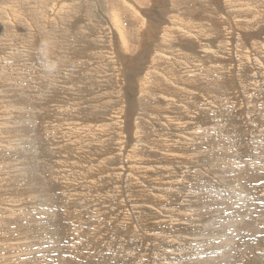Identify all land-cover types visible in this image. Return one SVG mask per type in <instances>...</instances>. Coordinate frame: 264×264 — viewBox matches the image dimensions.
<instances>
[{"label": "rangeland", "instance_id": "374dc122", "mask_svg": "<svg viewBox=\"0 0 264 264\" xmlns=\"http://www.w3.org/2000/svg\"><path fill=\"white\" fill-rule=\"evenodd\" d=\"M172 263L264 264V0H0V264Z\"/></svg>", "mask_w": 264, "mask_h": 264}, {"label": "bare ground", "instance_id": "6f19581e", "mask_svg": "<svg viewBox=\"0 0 264 264\" xmlns=\"http://www.w3.org/2000/svg\"><path fill=\"white\" fill-rule=\"evenodd\" d=\"M173 3V2H172ZM244 4V3H243ZM260 5V4H259ZM192 6V5H191ZM248 6V5H247ZM193 7V6H192ZM200 8V7H199ZM174 9V8H173ZM237 9V8H236ZM189 10V9H188ZM190 11V10H189ZM196 12V11H195ZM191 13V12H190ZM194 13V12H193ZM192 14V13H191ZM195 14V13H194ZM247 18V17H246ZM249 18V17H248ZM256 18V17H255ZM112 19H113V22L115 21V26H116V28H117V30H118V33H120V35H121V30H120V25H119V22H118V18L116 17V16H114L113 14H112ZM175 19H177V18H175ZM180 19V18H179ZM235 19V18H234ZM237 19V18H236ZM235 19V20H236ZM250 20H251V18H249ZM178 20V19H177ZM181 20V19H180ZM238 20H240V19H238ZM242 20V19H241ZM250 22V21H249ZM173 23H175L177 26H178V29H181V30H183L184 32H187L188 31V29H189V23L188 22H186V23H188V24H186L185 23V21L183 20V21H174ZM144 26V25H143ZM192 28H194V26L192 27ZM196 28V27H195ZM202 29V28H201ZM174 28H173V30H172V32L174 33ZM197 30V29H196ZM147 31V30H146ZM188 34H189V32H187ZM201 36V35H200ZM124 37H126L125 36V34H124ZM127 38V37H126ZM200 41V40H199ZM201 42V41H200ZM202 44V43H201ZM123 45L124 46H126L124 43H123ZM205 50V49H204ZM257 50V49H256ZM208 53H209V49H208V51H207ZM241 53V52H240ZM178 54V53H177ZM174 55H175V52H174ZM260 56V55H259ZM243 59H245V58H243ZM175 60H176V58H175ZM188 60V59H187ZM244 64V63H243ZM255 67V66H254ZM259 69V68H258ZM192 72V71H191ZM162 73V72H161ZM96 74V73H95ZM166 75H164V76H166L167 77V82L168 81H170V82H176V83H178L179 81V77H175V80H177V81H175L174 79H173V77H172V75H170L169 73H165ZM44 76V75H43ZM142 88H144V87H149V85H152V79H153V75L152 74H150V73H147L146 75H145V77L143 76L142 78ZM194 79H197V78H193V79H190V80H194ZM172 80V81H171ZM246 80V79H245ZM95 81H97V80H95ZM187 81V80H186ZM98 82V81H97ZM235 83V82H234ZM175 84V83H174ZM178 84H180V83H178ZM260 84V83H259ZM180 86H183V85H180ZM153 87L155 88V91L157 92V95L159 94V96H157V97H160L161 96V94H160V92L161 91H158L157 89H158V87L157 86H154L153 85ZM175 87H176V85H175ZM242 88V87H241ZM114 90V89H113ZM248 90V89H247ZM117 91V90H116ZM149 91V90H148ZM165 91V90H164ZM171 91V90H170ZM167 92L169 95H172V96H175L177 93H175V92ZM189 91V90H188ZM113 92V91H112ZM153 92V91H152ZM151 92V93H152ZM237 92V91H236ZM164 94H166V93H164ZM248 94V93H247ZM150 95V94H149ZM169 95H162L163 97H166V98H169V99H171L172 97L171 96H169ZM251 95V94H250ZM155 96V95H154ZM181 96V95H180ZM105 97H106V95H105ZM176 97V96H175ZM103 100V99H102ZM188 100V99H187ZM123 102V101H122ZM190 103V102H189ZM124 104H126V103H124ZM123 104V105H124ZM103 105H105V104H103ZM106 105H108V104H106ZM125 106V105H124ZM110 107V106H109ZM106 108V107H105ZM124 108V107H123ZM108 109V108H107ZM113 110V109H112ZM109 111V110H108ZM123 113H124V111H123V109H120L119 111H118V115L119 116H121V115H123ZM111 114H112V112H111ZM113 116H115V118H112V119H116L117 120V125L119 126V128H118V131H117V134H118V136L121 138V141H119V139L120 138H118V144H116V145H118V147H120V150L118 149V153L119 154H121V156L122 157H125L126 156V149H127V138L128 137H126V135L124 134V133H122L121 134V126H120V124H119V121H118V119L116 118V115L114 114ZM115 124V123H114ZM109 126V125H108ZM229 127V126H228ZM234 128V127H233ZM241 131V130H240ZM116 134V133H115ZM121 134V135H120ZM204 136V135H203ZM136 138V137H135ZM139 139V138H138ZM197 139V138H196ZM138 141V140H137ZM117 142V141H116ZM140 142V139H139V141H138V143ZM142 142V141H141ZM231 142V141H230ZM195 144V143H194ZM202 144V143H201ZM205 144V143H204ZM129 145V144H128ZM138 145V144H137ZM136 147V146H135ZM138 147V146H137ZM214 147V146H213ZM140 148V147H139ZM190 148V147H189ZM252 148V147H251ZM141 149V148H140ZM154 149V148H153ZM135 151H137V150H135V148H133V150H132V152L130 151V153L131 154H135ZM138 152V151H137ZM136 152V153H137ZM188 155V154H187ZM190 155V154H189ZM138 156V155H137ZM136 156V157H137ZM86 157H88V156H86ZM175 157V156H174ZM191 159V158H190ZM172 160V159H171ZM97 161V160H96ZM168 161V160H167ZM170 161V160H169ZM178 161V160H177ZM182 161V160H181ZM98 162V161H97ZM96 162V163H97ZM101 162V161H100ZM180 162V161H179ZM135 163V162H134ZM178 163V162H177ZM225 164V163H224ZM138 165V164H137ZM141 165V164H140ZM176 165V164H175ZM178 166V165H177ZM245 166V165H244ZM100 167V166H99ZM231 167V166H230ZM151 168V167H150ZM237 168V167H236ZM95 169V168H94ZM98 169V168H97ZM142 170V169H141ZM93 171V170H92ZM148 171V170H147ZM233 171V170H232ZM95 172V171H94ZM197 172V171H196ZM96 173V172H95ZM143 173V172H142ZM158 174V173H157ZM136 175V174H135ZM139 175H140V173H139ZM199 175V174H198ZM141 176V175H140ZM143 176V175H142ZM141 178H143V177H141ZM140 178V179H141ZM136 179H137V177H136ZM99 181V180H98ZM135 181H137V180H135ZM99 184V183H98ZM97 184V185H98ZM156 186V185H155ZM157 187V186H156ZM219 187V186H218ZM202 188V187H201ZM123 198V197H122ZM129 199V198H128ZM262 199V198H261ZM39 208H40V206H39ZM40 211V210H39ZM228 218H230V217H228ZM212 223V222H211ZM232 223V222H231ZM226 224V223H225ZM212 225V224H211ZM230 226H231V224H229ZM125 246V245H124ZM200 246V245H199ZM127 250V249H126ZM130 250V249H129ZM128 255V254H127ZM133 256V255H132ZM181 259V258H180ZM179 259V260H180ZM191 260V259H190ZM199 263V262H198ZM173 264V263H172Z\"/></svg>", "mask_w": 264, "mask_h": 264}, {"label": "clouds", "instance_id": "9594fccd", "mask_svg": "<svg viewBox=\"0 0 264 264\" xmlns=\"http://www.w3.org/2000/svg\"><path fill=\"white\" fill-rule=\"evenodd\" d=\"M53 49L54 42L48 39L42 40L37 49L41 69L49 76H55L59 72V62L52 56Z\"/></svg>", "mask_w": 264, "mask_h": 264}]
</instances>
